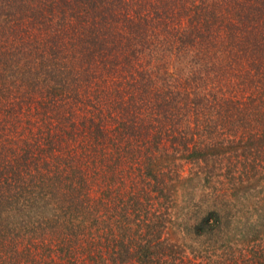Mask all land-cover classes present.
I'll use <instances>...</instances> for the list:
<instances>
[{
    "label": "trees",
    "instance_id": "16d2710c",
    "mask_svg": "<svg viewBox=\"0 0 264 264\" xmlns=\"http://www.w3.org/2000/svg\"><path fill=\"white\" fill-rule=\"evenodd\" d=\"M1 26L0 222L18 190L42 214L0 264H264V0H0Z\"/></svg>",
    "mask_w": 264,
    "mask_h": 264
},
{
    "label": "rangeland",
    "instance_id": "374dc122",
    "mask_svg": "<svg viewBox=\"0 0 264 264\" xmlns=\"http://www.w3.org/2000/svg\"><path fill=\"white\" fill-rule=\"evenodd\" d=\"M6 28L7 27L5 26L0 27V29L2 30ZM6 74L10 77V74H11L10 68H7ZM14 195L16 196L15 200L11 204H8L7 210L6 211L4 210L5 212L2 213L3 214L2 219H4V221L3 223L0 222V233L4 235V234H7V232H9L10 234L11 231H8V230L12 229L14 234L17 231L21 236H23L24 231L27 234V230L29 229V227L32 226V223H37V219L41 220L40 219L41 217H37V216H41L42 213L40 211V208L34 211L32 210L30 215L26 213L25 209L23 208V204H25L24 203L25 200L23 201V199L24 198L26 199L28 197L29 194H27V192L24 193L23 191L18 190L16 194ZM47 216H50V215H47ZM6 223L9 225H6ZM1 224H4V225H1ZM38 231H40V229ZM31 235H32L31 233L28 234V236H31ZM5 236L6 235H4V237ZM10 236L11 235L5 238H10ZM32 239L34 243L38 241L36 238H33V236H32ZM26 242H27L26 245L30 244L29 243L30 238H27Z\"/></svg>",
    "mask_w": 264,
    "mask_h": 264
}]
</instances>
